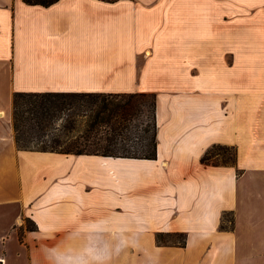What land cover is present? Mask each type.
I'll use <instances>...</instances> for the list:
<instances>
[{"label": "crops", "instance_id": "1", "mask_svg": "<svg viewBox=\"0 0 264 264\" xmlns=\"http://www.w3.org/2000/svg\"><path fill=\"white\" fill-rule=\"evenodd\" d=\"M16 91L154 93L157 155L18 149ZM0 111V264H264V0H0Z\"/></svg>", "mask_w": 264, "mask_h": 264}, {"label": "trees", "instance_id": "2", "mask_svg": "<svg viewBox=\"0 0 264 264\" xmlns=\"http://www.w3.org/2000/svg\"><path fill=\"white\" fill-rule=\"evenodd\" d=\"M28 4L50 5L57 0H23ZM113 1V0H108ZM141 99V101H140ZM149 103L145 112L142 104ZM156 95L147 92H33L12 95L11 121L18 149L72 154L155 158L157 155ZM147 112V113H146ZM147 115L144 121L141 116ZM138 120L139 123L133 124ZM214 145L202 157L211 160ZM225 161H229L228 159ZM216 162V161H215ZM29 221V219H28ZM28 229L36 225H26ZM157 234L158 242L164 236Z\"/></svg>", "mask_w": 264, "mask_h": 264}, {"label": "rangeland", "instance_id": "3", "mask_svg": "<svg viewBox=\"0 0 264 264\" xmlns=\"http://www.w3.org/2000/svg\"><path fill=\"white\" fill-rule=\"evenodd\" d=\"M140 101H141V99H140ZM142 105L143 106L141 107V109L144 112H145V109H149V111L152 110L151 108H149V103L146 102V104H142ZM141 118L144 121H146L147 120V115L143 114L141 116ZM140 122L138 120H135L133 122V124H136V123L140 124ZM144 126H145V124H143V125L140 124L138 128L135 127V130H138V129L140 130ZM141 131H142V129H141ZM233 154H234V150L233 149L227 148V147H221V146L216 147L210 153L211 157L214 156V155H217L214 158V160H227V159L228 160H232ZM19 205L20 204H18V203H10V204H4V205L0 206V213H1L0 225H1V227L5 225L7 227V229L10 230V227L20 225V223H18L16 221V218H15L17 212H20ZM3 207L5 208L4 214H2V208ZM228 217H230V216H226V218H228ZM30 224L32 225L33 221H31V220L28 221L27 218H23V225H30ZM178 234H180V233H178ZM181 239H182V236H180V235H167V236H164V240L171 241V242H174V241L178 242V241H181ZM13 252H14V249L12 250V253ZM12 259H14L16 264L20 263V260H19L18 257H14ZM15 259H17V261Z\"/></svg>", "mask_w": 264, "mask_h": 264}, {"label": "bare ground", "instance_id": "4", "mask_svg": "<svg viewBox=\"0 0 264 264\" xmlns=\"http://www.w3.org/2000/svg\"><path fill=\"white\" fill-rule=\"evenodd\" d=\"M3 115V111H0V116H2Z\"/></svg>", "mask_w": 264, "mask_h": 264}]
</instances>
